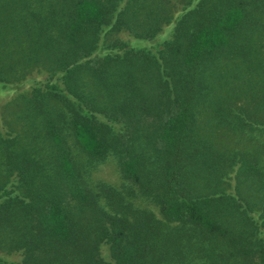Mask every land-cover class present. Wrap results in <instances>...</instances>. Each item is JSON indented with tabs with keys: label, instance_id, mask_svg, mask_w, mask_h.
Returning <instances> with one entry per match:
<instances>
[{
	"label": "trees",
	"instance_id": "obj_1",
	"mask_svg": "<svg viewBox=\"0 0 264 264\" xmlns=\"http://www.w3.org/2000/svg\"><path fill=\"white\" fill-rule=\"evenodd\" d=\"M166 8L0 0V94L26 68L46 72L20 94L27 125L37 126L31 138L0 128V264H12L1 249L23 252L15 264H178L199 235L206 264H219L216 254L223 264H264V0ZM204 114L245 144L217 148ZM146 115L151 129L139 124ZM64 130L90 160L116 155L160 217L131 218L115 205L83 221L77 214L101 195L88 188Z\"/></svg>",
	"mask_w": 264,
	"mask_h": 264
},
{
	"label": "rangeland",
	"instance_id": "obj_2",
	"mask_svg": "<svg viewBox=\"0 0 264 264\" xmlns=\"http://www.w3.org/2000/svg\"><path fill=\"white\" fill-rule=\"evenodd\" d=\"M161 2L165 7H167L165 11L166 14H175L177 13L176 11H179L184 0H161ZM164 25L165 24L163 23L161 27ZM34 69L35 68H26V72L24 74L25 76L19 77L18 79H13L12 83H15L16 85H14V87L11 89L10 94H0V128L4 131L6 128L14 126L18 133H20L22 142H26L31 138V135L34 133V131H36L37 126L35 125L36 128H33L30 125H27L25 100L20 97V94H22V92H26L27 87L25 86L35 83V80H33L34 77L36 79H41L46 75V72L35 73ZM89 81L91 82V80ZM87 84L88 87L92 89V84L89 82ZM7 99L11 100L10 102L12 103L8 106H5L4 102ZM257 116L263 118L264 112L260 111ZM152 119L153 118L151 115H146L140 119L139 124L151 129ZM200 123L201 127L204 128V131H209L215 134V139H213L216 141L215 146L221 150L230 151L231 149H236L237 147L245 144L241 134L238 131H232V128H230V126L227 124L215 122L210 114L201 115ZM63 137L64 142L70 148L71 153L74 154L79 162L83 163L84 168L82 173L86 178L87 186L89 189H91L92 195H101L96 197V205L85 208L77 214L83 221L96 222L102 216L98 211H96L99 207L108 211H113L111 207L115 205L119 209L126 208L131 218H135V215L138 214L139 211H143L144 213L151 211L152 214L160 217L158 205L152 200L150 191L146 193L140 188L141 186L139 184L129 181L127 178L123 177L119 169L116 155L111 153L103 159L90 160L88 159V155L80 149L73 135L68 130L64 132ZM42 144L47 146L46 142ZM154 177L155 176L153 175L149 178L154 179ZM200 180L201 179H198L197 181L200 182ZM101 184L103 187L100 186ZM196 186V189L199 190L198 185ZM205 189H207V187ZM259 207L260 206L256 208ZM200 239V235L195 236L192 239V245L190 243H186L183 247L185 254L182 256V260H177L180 262L176 263L206 264V261L202 257L201 253ZM212 244L218 248V246L222 247L225 245L226 241L218 240L216 243L213 241ZM202 245L206 244L202 243ZM101 249L105 252V245L101 244ZM1 250L3 251V253H1L2 261L12 264L20 262L24 256L21 250ZM254 258L255 259H252V263L250 264H258V257ZM215 259L219 264H223L222 256H217L216 254ZM232 262H235V260L231 259L230 263ZM235 263L238 264V262Z\"/></svg>",
	"mask_w": 264,
	"mask_h": 264
}]
</instances>
